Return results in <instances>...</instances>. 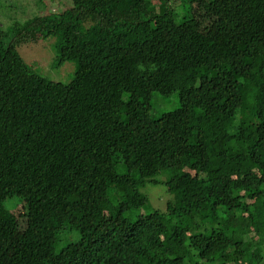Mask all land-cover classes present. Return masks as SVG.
I'll list each match as a JSON object with an SVG mask.
<instances>
[{"label": "trees", "instance_id": "1", "mask_svg": "<svg viewBox=\"0 0 264 264\" xmlns=\"http://www.w3.org/2000/svg\"><path fill=\"white\" fill-rule=\"evenodd\" d=\"M72 2L0 27V262L264 264V0ZM35 31L69 83L24 61ZM163 171L166 212L139 213Z\"/></svg>", "mask_w": 264, "mask_h": 264}, {"label": "rangeland", "instance_id": "2", "mask_svg": "<svg viewBox=\"0 0 264 264\" xmlns=\"http://www.w3.org/2000/svg\"><path fill=\"white\" fill-rule=\"evenodd\" d=\"M73 7L72 0H0V27L8 32L14 24H21L33 17H38L41 21L53 24L55 19L60 18L65 11ZM57 38L54 35L43 37L41 32L31 35L28 40L20 42L18 51L24 61L30 65L34 71L43 77L55 82L67 84L76 72L77 63L67 61L58 64V50L56 48ZM179 107V97L177 93L169 97L155 94L153 97V115L157 116L164 112H169ZM199 167V165H197ZM170 171H163L153 179L157 183H147L142 192L149 198V206L143 208L139 213H149L153 210L166 212L167 204L172 199L166 182L170 178ZM13 199L8 209L9 225L4 229L7 238H14L21 234L25 227L24 218L21 213L25 209L17 204ZM76 237L69 238V240ZM68 240L63 239L62 247ZM3 264H7V256L1 259ZM0 262V264H2Z\"/></svg>", "mask_w": 264, "mask_h": 264}]
</instances>
